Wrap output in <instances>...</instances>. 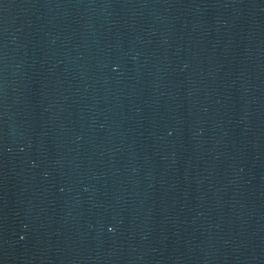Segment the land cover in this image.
<instances>
[{"label":"water","instance_id":"95a60500","mask_svg":"<svg viewBox=\"0 0 264 264\" xmlns=\"http://www.w3.org/2000/svg\"><path fill=\"white\" fill-rule=\"evenodd\" d=\"M0 264H264V0H0Z\"/></svg>","mask_w":264,"mask_h":264}]
</instances>
